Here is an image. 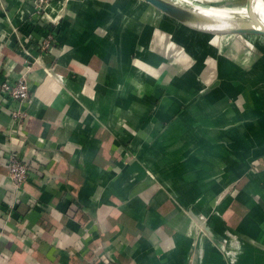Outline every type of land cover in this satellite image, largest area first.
Segmentation results:
<instances>
[{
	"label": "crops",
	"instance_id": "0c3cea01",
	"mask_svg": "<svg viewBox=\"0 0 264 264\" xmlns=\"http://www.w3.org/2000/svg\"><path fill=\"white\" fill-rule=\"evenodd\" d=\"M51 4L0 0V80L35 56L21 121L0 92V264H264V67L187 28L195 66L143 1Z\"/></svg>",
	"mask_w": 264,
	"mask_h": 264
},
{
	"label": "water",
	"instance_id": "95a60500",
	"mask_svg": "<svg viewBox=\"0 0 264 264\" xmlns=\"http://www.w3.org/2000/svg\"><path fill=\"white\" fill-rule=\"evenodd\" d=\"M164 15L199 34L216 47L242 56L264 67V25L253 13L250 0H144ZM193 5L239 8L245 6L246 17L238 16L237 26L231 29L208 28L210 18ZM200 225L205 227L199 219Z\"/></svg>",
	"mask_w": 264,
	"mask_h": 264
},
{
	"label": "built area",
	"instance_id": "2783aa9c",
	"mask_svg": "<svg viewBox=\"0 0 264 264\" xmlns=\"http://www.w3.org/2000/svg\"><path fill=\"white\" fill-rule=\"evenodd\" d=\"M52 11L51 0H33V12L39 15V17L46 18L50 23L56 24L58 16L53 15ZM52 40L51 33H47L41 39L39 42V52L41 54L47 55L50 53L53 48ZM23 53L24 58L22 59L18 76L12 78L6 73L3 79L0 80V92L14 103L10 114L16 121H21L26 115L21 105L30 99V87L27 74L35 63L33 60L35 56L31 55V52L27 48L24 49ZM35 61L37 62L38 58ZM6 162L10 185L16 193H19L24 189V185L28 180L30 165L18 153L13 151L7 154ZM226 253L228 255L229 251Z\"/></svg>",
	"mask_w": 264,
	"mask_h": 264
},
{
	"label": "bare ground",
	"instance_id": "6f19581e",
	"mask_svg": "<svg viewBox=\"0 0 264 264\" xmlns=\"http://www.w3.org/2000/svg\"><path fill=\"white\" fill-rule=\"evenodd\" d=\"M142 1V0H140ZM143 2H145L143 0ZM251 2V8L253 10V13H255L259 19V21L264 25V0H250ZM146 3V2H145ZM193 7L198 10L200 13H203L204 15L208 16L211 20L210 23H207L205 27L208 28H222V29H231L238 27L237 21L239 19L238 16H244L246 17V8L245 6H241L238 9L237 8H228V7H209V6H201V5H193ZM155 9V8H154ZM163 15V14H162ZM175 21V20H173ZM189 32V35L192 39L191 42L187 43L186 48L189 49L192 44L194 45V39H197L199 43H204L203 39H201L196 34H193L188 30L186 27L182 26L179 22L175 21ZM184 40H186L184 38ZM191 51V50H190ZM193 55V53H192Z\"/></svg>",
	"mask_w": 264,
	"mask_h": 264
},
{
	"label": "rangeland",
	"instance_id": "374dc122",
	"mask_svg": "<svg viewBox=\"0 0 264 264\" xmlns=\"http://www.w3.org/2000/svg\"><path fill=\"white\" fill-rule=\"evenodd\" d=\"M140 1V0H139ZM143 1V0H142ZM133 22L135 23V18H133ZM165 23V25L162 27L163 29V31H165V32H167V33H169V29H171L170 28V24L168 23V22H164ZM162 31V32H163ZM185 34V36H183V37H185V39H186V42L187 43H189V42H191L192 41V39H191V37H190V35H189V33L188 32H185L184 33ZM189 41V42H188ZM193 41H194V45L192 44V46H193V48L196 50H194V49H191V47L192 46H190L189 47V51H190V53H191V55H192V51H193V64H195V66H197L198 65V60L200 59V53H201V49L205 46V47H208V48H213V46L210 44V43H208L207 41L206 42H204V43H199L198 42V40L197 39H194L193 38ZM186 48V47H185ZM200 55V56H199ZM212 59H215V57L214 58H212ZM212 63H214L215 64V60L214 61H212ZM224 66H225V63L223 62V64H222V68H221V71H224ZM214 70H215V68H214ZM206 75V74H205ZM205 78H207V76H205ZM217 80V77L216 78H214V79H212L211 81H213V80ZM215 80V81H216ZM239 99V98H238ZM237 99V100H238ZM245 102V101H244Z\"/></svg>",
	"mask_w": 264,
	"mask_h": 264
}]
</instances>
